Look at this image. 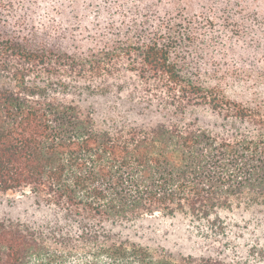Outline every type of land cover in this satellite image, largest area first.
Instances as JSON below:
<instances>
[{
    "label": "trees",
    "instance_id": "16d2710c",
    "mask_svg": "<svg viewBox=\"0 0 264 264\" xmlns=\"http://www.w3.org/2000/svg\"><path fill=\"white\" fill-rule=\"evenodd\" d=\"M189 1L0 0V193L29 190L64 212L90 241L72 264H264L261 247L227 262L118 241L111 232L157 214L223 228L211 219L219 211L264 206V98L251 87L264 91V81L227 94L233 76L251 73L264 17L242 0H192L201 5L193 12ZM93 2L105 7L96 27L64 23L67 10L81 4L85 16ZM122 63L165 91L166 106H208L232 130L180 122L103 129L52 95L76 88L55 74L111 76ZM38 240L22 224L0 222V264H71L73 249L59 254Z\"/></svg>",
    "mask_w": 264,
    "mask_h": 264
},
{
    "label": "rangeland",
    "instance_id": "374dc122",
    "mask_svg": "<svg viewBox=\"0 0 264 264\" xmlns=\"http://www.w3.org/2000/svg\"><path fill=\"white\" fill-rule=\"evenodd\" d=\"M242 1L264 17V0ZM184 4L192 12L201 8L200 3L192 0ZM80 7L75 14L67 10L63 16L64 23H68L74 31L84 19L90 28L96 27L105 7L101 6L100 9L93 2L85 16V11L80 12ZM260 22L258 20L259 24ZM261 26L264 27V23ZM74 31L72 32L75 33ZM260 39H264V35ZM253 51H256L257 59L254 63H248L251 73L233 76L237 77V82L234 80L237 85L233 84L234 90H228L227 94L233 95V91H236L235 95L244 93L246 89L242 85H246L248 81H253L252 84L264 81V43ZM117 69L111 76L97 78L75 79L55 74V81H67L76 88H60L52 95L62 101L73 102L81 110L90 113L96 125L103 129L121 126L149 128L162 123L180 122L194 123L215 134H226L232 130V121L210 107L203 105L175 111L174 108L166 106L168 97L156 83L142 81L138 74L128 72L123 63ZM204 80L207 85L217 83ZM86 86H90V89H85ZM251 87L252 91L264 98V91H260L257 86ZM216 218L222 222L223 228L219 227L220 223L217 227H211L208 221L190 215L157 214L113 227L111 232L116 234L118 241H129L150 249H163L176 256L227 262L248 258L255 247L264 248V206H241L232 210H221L211 219ZM0 222L22 224L36 232L38 241L59 254L73 249V260L67 263L78 262L90 250V241L79 238L78 226L68 220L64 212L40 203L29 190L0 193Z\"/></svg>",
    "mask_w": 264,
    "mask_h": 264
}]
</instances>
